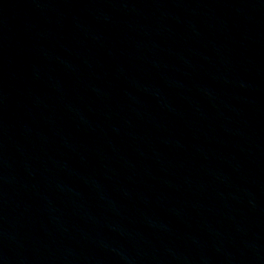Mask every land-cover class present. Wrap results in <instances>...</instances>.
<instances>
[{"label": "water", "instance_id": "water-1", "mask_svg": "<svg viewBox=\"0 0 264 264\" xmlns=\"http://www.w3.org/2000/svg\"><path fill=\"white\" fill-rule=\"evenodd\" d=\"M0 264H264V0H68L0 137Z\"/></svg>", "mask_w": 264, "mask_h": 264}]
</instances>
